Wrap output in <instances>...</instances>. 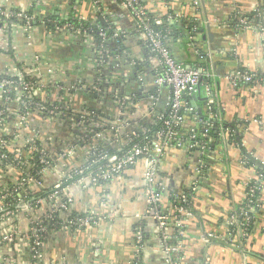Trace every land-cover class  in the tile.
<instances>
[{
  "label": "crops",
  "instance_id": "1",
  "mask_svg": "<svg viewBox=\"0 0 264 264\" xmlns=\"http://www.w3.org/2000/svg\"><path fill=\"white\" fill-rule=\"evenodd\" d=\"M263 1L146 0L149 12L157 19L163 20L174 9L177 20L186 23L185 29L193 23L192 33L182 32L171 41L175 58L186 66L199 67L204 75L201 94L196 95L197 99L186 94V104L190 101L193 110L200 113L198 99H212L223 111L224 122L245 124L239 144L231 141L230 130L225 129L208 153L189 145L171 146L159 166V176L167 187L162 202L168 213L173 209L171 194L193 191L192 215L185 223L188 234L182 249L184 264H264V172L257 163L248 162L250 155L264 163V85L253 91L251 85L233 86L231 82V75L239 68L264 75L262 20L256 15ZM0 4L29 11L32 17L29 25L23 21L0 29V75L26 74L34 78L39 100L47 104L63 101L76 114L94 108L104 115V124H122L121 133L145 129L168 108L170 89L157 88L155 83L160 62L138 33L132 11L118 0H0ZM252 13V19L241 17ZM71 17L79 21V26H107L106 30L119 33L112 38L118 40L120 51L100 65L98 50L81 33L71 31L66 23L60 24ZM241 18L247 23H242ZM199 48L209 53L205 59L208 66L198 58ZM99 77H104L105 84L110 82L112 89L98 88L95 95L91 89ZM119 99L124 101L122 106ZM198 116L189 117L182 128L203 122ZM9 122L7 136H13L11 141L23 157H28L25 141L31 139L56 158L35 185V192L53 189L67 173L87 163L88 147L72 148V117L55 118L39 112L30 116L24 130L16 121ZM93 142H108L112 148H119L110 133ZM146 167V160H142L105 185L71 183L67 191L73 198L72 211L93 212L98 219L91 228L52 231L44 245L46 262L136 264L140 255L141 264H167L160 229L147 216ZM260 174L262 188L258 201L250 208L251 228L246 231L238 214L246 202L250 181L260 178ZM17 175L15 167L0 164V181L4 184ZM193 184L196 187L191 190ZM20 201L12 214L0 220V264L34 261L30 232L35 213ZM142 219L146 239L139 251L135 228ZM10 232H14V239L4 240ZM207 234L221 237L240 250L214 243Z\"/></svg>",
  "mask_w": 264,
  "mask_h": 264
},
{
  "label": "built area",
  "instance_id": "2",
  "mask_svg": "<svg viewBox=\"0 0 264 264\" xmlns=\"http://www.w3.org/2000/svg\"><path fill=\"white\" fill-rule=\"evenodd\" d=\"M123 5L128 7L135 16L136 29L138 33L145 39L146 46L149 49L152 56L156 57L160 62V71L156 76L157 88L168 87L170 89V98L168 108L158 114V119L161 121V126L155 131H151L149 128L143 130V141H134V139L125 140L121 138L122 124L115 126V132L110 133L118 143L119 148L117 153L109 154L107 151L100 149V145L94 142H87L89 138L100 139L106 137L107 132L103 130H87L85 126L86 116L93 118V114L88 110H84L80 116V120H75V131H84L83 136H73V147L78 145H86L88 147L89 157L87 163L80 169L67 173L63 180L53 187V191L47 197H41L35 200V203L26 202V197L35 193V185L40 180L30 172L22 171L18 164L8 163L10 156L14 155L15 161H20L24 158L28 160L25 167L31 168L32 164L30 159H34L38 155L39 163L42 165L41 169L37 171V174H43L49 170L56 162L54 156L47 155L42 149H40L34 140L26 139V153L28 157H23L22 153L18 152L13 141H8L5 136L8 133L7 120L16 121L18 128L24 130L25 123L33 115L30 111V107H36L41 111H45L49 114V117L61 118L66 115L67 107L62 104V101H57L53 104H47L43 100H34L33 97L37 96L36 85L37 82L31 79H26V74L11 75L12 77H18L19 84L22 86L24 92L20 96L12 99L10 97L11 86L15 83V80L10 78H0V88L3 93V104L0 105V164L3 162L8 163L5 168L9 166L15 167L18 170V175L12 180L17 187L13 191L8 190L3 182L0 181V220L5 216L14 212L11 208V204L6 202L9 196L17 194L19 201H23L26 209L35 213V217L32 219L31 232H30V246L33 255L32 264H48L44 257V245L45 239L52 231L49 226L46 225V221L54 220L56 217H63V221L60 222L61 230L78 231L81 229L91 228L97 221L98 217L93 212H85L83 215L73 219L70 217L73 206V198L68 193V186L64 185L65 181L72 179L74 182L85 183L86 186H99L105 185L113 179L121 177L127 170L136 167L140 161L146 160L147 167L144 173L145 183V199L147 202V216L156 221L160 232L161 240L164 244L166 251V263L167 264H184V258L182 255L183 238L188 234L186 229V218L192 215L189 208L184 205L172 206V212L168 213L163 206V197L166 191V185L163 183L159 176L160 164L167 149L171 146L174 147H189L198 149L201 153H208L210 150V142L207 139L199 140L198 133L195 128L188 130L186 134L179 132V127L184 121V116L181 114L183 110L192 111L194 106H188L185 102V95H196L201 86V71L195 67L186 66L184 63L178 61L171 53L169 47L164 43L163 34L161 30L156 29L155 25H162L166 22L161 19L150 17V12L146 4V0H118ZM197 3V1H196ZM262 29L261 32L264 36V1L262 2ZM260 10V9H259ZM11 17H17L23 20L27 25L30 24L31 15L24 10H13L6 8L0 4V29H7L9 27L8 19ZM171 15L168 16L170 20ZM242 23H247L245 18H241ZM65 26L71 31L81 33V35L90 42L94 47V37L88 32L90 27H74L71 23H66ZM100 36L107 37L104 30H100ZM114 37H118L119 33L113 34ZM106 47L98 49L97 57L98 63L104 66L109 59V54ZM208 56L209 53H207ZM97 81H101V78H97ZM231 82L233 86L239 85H251L252 90L256 91L259 86L264 85V75L258 72L250 71L246 68H239L231 75ZM71 88H76L75 86ZM123 99H119V105H123ZM215 104L214 100H209L207 106L211 109ZM51 106V108H50ZM209 120L201 119V123L205 124V129L202 134L207 138L209 135L210 127L213 126L212 118L215 116L210 113ZM221 120V118H220ZM90 126L102 127L103 125L98 121L93 122ZM134 131H131L133 133ZM135 134V133H134ZM82 141V143L78 141ZM77 142V144H76ZM120 142V143H119ZM6 149V150H5ZM25 164V161L23 162ZM79 177L75 180V176ZM260 178L250 181L246 202L241 206L238 218L242 225V229H248L250 225V208L257 201L258 197L255 196L256 192L261 191L262 188V174ZM26 186L25 188H23ZM195 185L191 187V190L195 189ZM21 188H23L21 190ZM162 190L164 192H162ZM22 193H21V192ZM20 193V194H19ZM176 198L181 203H187L191 207V200L193 197V191L181 194H171V198ZM20 201V202H21ZM242 217V218H241ZM177 227L173 229L172 221ZM58 224V223H57ZM136 238L138 242V249L143 247L145 241V232L141 225H137L135 228ZM14 239V232L6 234L4 240L11 241ZM140 255H137V263L141 264ZM54 264V263H53Z\"/></svg>",
  "mask_w": 264,
  "mask_h": 264
},
{
  "label": "trees",
  "instance_id": "3",
  "mask_svg": "<svg viewBox=\"0 0 264 264\" xmlns=\"http://www.w3.org/2000/svg\"><path fill=\"white\" fill-rule=\"evenodd\" d=\"M167 2H171L172 0H166ZM13 10H17L16 8H14ZM29 15H31V12H27ZM168 15H171L172 18L169 20L168 19ZM168 15L164 16L163 17V20L166 22L165 24H162V25H155L156 29L158 30H161L162 34H163V40H164V43L169 47L171 53H172V49H171V41L173 39H175V37L179 36L180 33L182 32H189V33H192V27H193V23H190L188 24L189 27L187 28H190V29H185L186 28V23L184 21H181L180 22V19L177 20L176 18V15H175V10L174 9H170L169 12H168ZM243 15V14H242ZM241 15V17H248L249 19H252L253 17V13L252 14H244L243 16ZM256 15H259V17L261 18V12L260 10H258V12H256ZM150 17L152 19L156 18L155 14L153 13H150ZM8 23H9V26H12L16 23H22L23 24V20H20L18 19L17 17H11L9 18L8 20ZM65 23H71L72 25H74V27H81L79 26V21L76 20L75 18L71 17L69 18L68 20L66 21H60V24H65ZM82 27H90V31H88L93 37H94V42L96 44L95 46V50L97 49H101L102 47H106L105 49L107 50L109 56H114L116 52H118V50L120 51V45H119V42L118 40L116 39H113L112 36H113V32H112V29H107L106 30V27L107 26H104L103 28H100L98 26H95V25H91V24H86V23H83L81 24ZM11 28V27H10ZM184 28V29H183ZM100 30H104L107 34V37L106 38H103L100 36L99 32ZM186 35V33H185ZM198 52H199V55H198V58L199 59H203L204 60V63H202V65L204 66H208V63L205 59H208V56L206 54V52L203 51L202 48H199L198 49ZM173 54V53H172ZM174 56V55H173ZM175 57V56H174ZM109 61V59H108ZM197 69H199V67H195ZM26 76V79L29 80H33L35 81L34 78L28 76V75H25ZM0 78H10L12 80H15V83L11 86V93H10V97L12 99L16 98L17 94L20 93V92H24L22 86L19 84V81H18V77H12L11 75H8V74H1L0 75ZM203 81H204V75L201 74V86H200V90L199 92L196 94H201V90H202V84H203ZM96 87H93L91 90L93 91V94L97 95L98 93V88H100L102 91L105 89V90H110L112 89V84L109 82L108 84H105L104 83V77H101V81H97L95 84H94ZM193 96V95H191ZM185 100H188L189 99V96L186 97L185 95ZM34 100H38V97L37 96H34L33 97ZM198 105L202 108V111L199 113L198 111H194L191 112V111H187V110H183L181 112V114H183L184 116V121L182 122V124L180 125L179 127V132L182 133V134H186L188 132V130H190L191 128H195L197 133H198V138L199 140H202V139H207L209 142H210V150L211 149H214V146H215V142L216 141H219L221 140L222 138V133L225 129H229L230 130V139L233 143H238L239 144V140H240V136H241V132L245 126V124L241 123V122H231V123H227V122H224L222 120L223 116H222V113L223 111L218 107V105L215 103L214 106L209 109L208 106H207V102L208 100L207 99H198ZM62 104L67 107V110L66 111V115L64 116V118H67V117H72L73 119L75 120H80V116L82 115V113H74L71 108L69 107V105H67L65 102L62 101ZM187 104L188 106H191L190 104V101H187ZM51 108V106H50ZM86 110H88L89 112H91L94 116L93 118H90L89 116H86V122H85V126H86V129L89 131V130H92L94 129L95 130H100L99 127H93V126H90L93 122L95 121H98L99 123H101L103 126L102 128L107 132V135L109 133H113L115 132V127H113L112 124H104L105 121H102V117H104V115H102L100 112H98L96 109L94 108H87ZM30 111L33 115H35L36 113H42L44 116H50L49 114H46L45 111H41L39 109H37L36 107H30ZM198 113V117L199 119H204V120H209V118L211 117L210 116V113H213L215 116L212 118V121L213 122V126L210 127V130H209V135L207 138L203 137V130L205 129V124L201 123V122H198L195 126H191L189 128H186V129H183L182 127L185 126L187 120L189 117H193L195 116L196 114ZM63 118V117H61ZM221 118V120H220ZM211 120V118H210ZM8 126L10 125V122L9 120L6 121ZM161 126V121L157 118L155 119L154 123L151 124V125H148L146 128H149L152 132L159 129ZM243 126V127H242ZM144 130V129H143ZM143 130L142 129H139V130H134L133 133L131 132H128L127 130L124 131V133H122V135L120 136L121 138L125 139V140H128V139H131L133 138L134 140L129 143V145L133 144L134 141H143V137H144V133H143ZM135 133V134H134ZM75 135H78V136H83L85 138H87L85 135H84V131H75ZM112 136V135H111ZM9 137H11L9 139ZM9 137L5 136V138L7 140H11L13 139V136L9 135ZM112 138H114L112 136ZM93 142L94 141V138H89L87 139V142ZM36 142V145L42 149L43 147L41 146V144H39V142L35 141ZM80 143H82V141H78ZM73 143V142H72ZM120 143V142H119ZM77 144V142H76ZM98 144L101 146L100 149L102 148L103 150L107 151L110 155L111 154H115L117 153L118 149H114L111 147V144L108 143V142H104V143H101V142H98ZM6 150V149H5ZM45 151V150H44ZM47 155H51L52 154H49L48 152H45ZM25 161V164H23V162ZM30 163L32 164L31 168L27 170V168L25 167L26 163L28 162V160L22 158L20 159V161H15L14 160V155H11L10 156V159L8 161V163H14V164H18L20 169L22 171H24V174L26 172H28L30 170V172H32L33 174H35V176L40 180L41 177H42V174H37V171H39L42 167V165L39 163V160H38V155H36V157L34 159H30L29 160ZM248 162L250 165H255L256 162H254L253 160L251 159H248ZM8 163H5L3 162L2 164L7 165ZM3 166V165H2ZM261 172H264V169L259 167L258 168ZM79 176L76 175L75 176V180L78 178ZM74 181L72 179L70 180H67L65 181L64 185H70L71 183H73ZM8 190L10 191H13L14 188L17 187V184H15L13 181H9L7 183V185L5 186ZM26 186H24L23 188H25ZM21 188V190L23 189ZM53 191V189H50V190H46V191H42V192H35L34 194H30L28 197H26V202H32V203H35V200L38 199V198H41V197H47L51 192ZM162 192H164L162 190ZM259 192H256L255 196L258 197L259 196ZM188 194V191L186 192ZM192 198V197H190ZM171 204L172 206L175 205V207L177 206H181V205H184L186 206L187 208H189V210L191 211V207H192V200H191V207L188 206L187 203H181L179 200H177L176 198L174 199L173 197L171 198ZM6 202L8 204H11V208L16 210L17 209V205L19 204V199H18V196L17 194L13 195V196H9L7 199H6ZM240 211V210H239ZM83 215V213H78L77 211H72L71 214H70V217L75 219L79 216ZM242 218V217H241ZM63 221V217H56L54 220H50V221H46V225L49 226L50 230L52 228H56L57 231L60 230V227H61V224L60 222ZM141 221V222H140ZM138 225H141L142 228L144 229V226L143 224L145 223L144 220H140ZM172 222V228L173 229H176L177 227L174 225V222L173 220L171 221ZM58 223V224H57ZM249 230L251 228V225L250 227H248ZM55 230V231H56ZM146 239V237H145ZM186 238H183V242L185 241ZM45 242H46V239H45Z\"/></svg>",
  "mask_w": 264,
  "mask_h": 264
},
{
  "label": "water",
  "instance_id": "4",
  "mask_svg": "<svg viewBox=\"0 0 264 264\" xmlns=\"http://www.w3.org/2000/svg\"><path fill=\"white\" fill-rule=\"evenodd\" d=\"M262 3L259 2V9H260V12H262ZM195 99L196 98V95H194ZM194 105H196V103H194ZM201 110V109H200ZM249 157L254 161L256 162L258 165H260L261 167L264 168V163L260 162V161H257L255 160L252 156L249 155ZM207 236L214 242V243H217V244H220V245H223L225 247H229V248H232V249H236V250H240V248L226 240H224L223 238L221 237H218V236H215V235H212V234H207ZM1 261V259H0Z\"/></svg>",
  "mask_w": 264,
  "mask_h": 264
},
{
  "label": "rangeland",
  "instance_id": "5",
  "mask_svg": "<svg viewBox=\"0 0 264 264\" xmlns=\"http://www.w3.org/2000/svg\"><path fill=\"white\" fill-rule=\"evenodd\" d=\"M21 192V191H20ZM22 193V192H21ZM20 194V193H19Z\"/></svg>",
  "mask_w": 264,
  "mask_h": 264
}]
</instances>
